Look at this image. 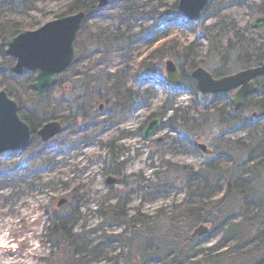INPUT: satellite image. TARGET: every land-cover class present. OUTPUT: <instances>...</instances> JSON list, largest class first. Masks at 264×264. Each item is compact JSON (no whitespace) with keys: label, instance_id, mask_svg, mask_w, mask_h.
Returning <instances> with one entry per match:
<instances>
[{"label":"trees","instance_id":"trees-1","mask_svg":"<svg viewBox=\"0 0 264 264\" xmlns=\"http://www.w3.org/2000/svg\"><path fill=\"white\" fill-rule=\"evenodd\" d=\"M59 1H64L65 5L54 18L78 11L86 14L81 32L85 29L88 18L101 11L97 0ZM128 1L109 0L105 9L127 5ZM177 1L161 12V19L183 21L177 9ZM242 1L236 0V3L242 4ZM250 1L245 0L243 3H247L251 16L263 15L264 0ZM1 6L7 8L10 16H0V90H4L17 102L20 118L29 125L32 132L30 145L36 138L35 131L43 123L56 118L64 120L56 112L64 103H67V117L87 116L84 97L80 95L82 93L93 91L98 98L105 100L108 96L111 100L115 97L122 111L145 107L154 95L152 86L132 89L128 85V66L105 73L102 78L96 80L80 71L76 80L79 82L78 88L94 84V90L83 89L79 93L71 91L74 94L64 100L52 96L54 87L45 94L37 93L32 88L34 74L24 72L15 75L11 71L14 60L4 53V42L7 39L38 25L25 26L16 18L26 17L33 9L34 1L0 0ZM218 9H221V6L215 5L214 0L210 1L199 20L193 24L195 28L202 29L204 38L211 44L207 61L199 59L195 41L180 51L172 48L165 52L162 49L153 53L149 62L142 64L133 75L138 87L148 80H161L163 60L166 57L172 58L180 70L181 81L194 93L198 100L195 104L198 103L202 109L196 119L188 113L180 114L178 119L172 121L174 131L192 140L197 135L204 136V126L213 124L220 129L209 147L211 154L205 156L204 163L197 170L167 165L165 174L158 176V179L166 180L163 182L164 186H160L164 191H167L165 185L169 182H179L185 190L183 200L169 213L158 212L157 215L146 216L137 212L128 215L125 208L129 194L120 193L117 195V202L105 210L102 207L100 213L103 225L108 228L122 225L123 230L93 243L89 230L85 227L76 229L80 220L78 204L82 197H78L73 190L65 207L49 212L46 236L50 253L43 259L45 264H97L100 261L110 264H264V77L256 80L257 93L243 100L238 108L232 106L228 94L200 95L191 78V71L199 65L206 68L215 78L260 65L264 63V44L257 45L254 40L235 32L234 39H228L226 46L220 50L215 39L207 34L213 26H204V21ZM141 15L140 19H148L145 13ZM248 30L247 24L245 31ZM144 31V28H140L135 38L143 40L149 46L168 34V30L163 28L145 39ZM126 44L127 41L119 30L91 33L85 37L79 35L75 42V58L84 60L89 58L91 52H99L105 56L111 51L118 52ZM152 61L154 63H151ZM67 75L70 79L75 77L73 68L68 70ZM62 79L63 76L59 77L57 87L62 85ZM178 88L170 86V90L174 92ZM173 96L172 94L171 98ZM223 98H227V105L219 104L218 101ZM167 102L171 104V99ZM253 112L257 113L256 118L251 116ZM237 129L246 132V139L228 137L230 132ZM66 131L67 128L64 127L62 133L65 134ZM27 150L28 148L22 151L24 159L28 155ZM4 171L6 170L0 168V176L5 175ZM107 172L117 174V164H108ZM122 181L125 189L127 184ZM3 184L0 183V187ZM152 193L153 196L145 194V199L152 201L157 196L155 192ZM220 194L221 196L217 197ZM201 224L209 228L206 236L220 234L219 240L211 247L200 248L199 243H196L198 239L192 240L188 237L191 231ZM115 241L122 245L119 252L112 250L111 244Z\"/></svg>","mask_w":264,"mask_h":264},{"label":"rangeland","instance_id":"rangeland-1","mask_svg":"<svg viewBox=\"0 0 264 264\" xmlns=\"http://www.w3.org/2000/svg\"><path fill=\"white\" fill-rule=\"evenodd\" d=\"M33 1L34 7L26 17H16L25 26L38 24L33 29L54 19L65 5L59 0ZM174 1L129 0L127 5L103 9L88 18L85 29L79 33L81 37L119 30L127 44L118 52L111 51L105 56L91 52L89 58L76 59L72 66L75 77L70 79L68 71L65 72L62 85L54 87L52 96L64 100L74 94L71 91L94 90V84L78 88L76 80L80 71L96 80L124 66L129 67L128 85L131 88L152 86L154 95L145 107L122 111L115 97L112 100L110 96L106 97L107 100L99 99L96 93L87 91L80 94L87 109L84 118L67 117V103L58 107L56 112L64 118L63 126L67 128L65 134L44 144L36 137L29 145L25 159L20 151L5 152L0 156V168L6 170L5 175L0 176V183H4L0 187V264H45L43 259L50 253L46 236L49 212L65 207L66 204L61 207H56V204L61 198L68 199L73 190L78 197H82L78 204L80 220L76 229L85 227L89 230L93 243L123 230L122 225L109 228L103 225L100 213L102 207L105 210L113 206L120 193L129 194L125 208L128 215L137 212L146 216L169 213L183 200L185 190L179 182H169L165 185L167 191H164L161 187L166 180L158 179V176L165 174L167 165L197 170L204 163L205 156L193 147V140L185 139L172 127V121L180 114L188 113L196 119L202 109L198 103V106L195 104L196 96L182 81L176 92L170 90L164 66L160 70L162 79H153V83L138 87L133 77L142 64L149 62L153 53L172 48L180 51L195 41L199 59L208 60L211 44L204 38L202 29L181 20L161 19V12ZM244 1L237 4L236 0H214L221 9L209 15L211 17L204 21V26H213L207 34L215 39L220 50L226 46L228 39H234L235 32L254 40L257 45L264 44V26L245 31V26L256 16H251ZM143 13L148 19H140ZM0 16H10L7 8L0 7ZM140 28L145 29V39L163 28L168 30V34L149 46L135 38ZM167 58L172 59L166 57L164 60ZM168 99H171V104ZM227 101L223 98L218 102L227 105ZM99 104H102L100 109ZM151 116L152 119L160 117L159 129L144 140L142 133L152 120L149 119ZM211 125L203 127L205 134L201 137L208 147L220 131ZM246 136L245 131L238 129L228 135L231 139H246ZM111 162L117 164L119 173L116 172V175L107 172ZM110 176L121 178V182L107 185L106 179ZM122 180L127 184L125 189ZM152 192L157 196L152 201L146 200L145 194L153 196ZM219 238L220 234L206 236L198 238L196 243L200 248L211 247ZM111 245L116 252L122 248L120 242L115 241ZM97 264L110 263L100 261Z\"/></svg>","mask_w":264,"mask_h":264},{"label":"water","instance_id":"water-1","mask_svg":"<svg viewBox=\"0 0 264 264\" xmlns=\"http://www.w3.org/2000/svg\"><path fill=\"white\" fill-rule=\"evenodd\" d=\"M210 0H178V10L187 23L199 19L204 8ZM108 0H98V7L103 8ZM85 13L79 11L75 14L63 16L45 22L35 30L21 32L5 41V55L14 58L15 62L11 70L15 74L23 71L34 72L33 88L40 94H44L56 82L58 75L66 70L74 60V41ZM264 24V17L251 23L253 28ZM167 82L178 85L180 74L170 59L164 63ZM195 81L196 89L201 94H217L230 92L232 103L240 106L241 101L256 92L252 80L264 76V65L238 71L234 74L214 79L202 67H197L191 74ZM159 119L152 120L143 132V138L149 139L157 129ZM61 131V125L57 121L43 124L36 135L42 142L53 138ZM31 136L29 125L18 114L17 103L11 99L4 90H0V155L7 151L23 150L27 147ZM198 148L205 154L209 153L206 145L198 143ZM107 184H117L118 178H108ZM67 202L66 198L58 200L56 206L60 207ZM208 227L199 225L189 235L190 239L203 236Z\"/></svg>","mask_w":264,"mask_h":264}]
</instances>
